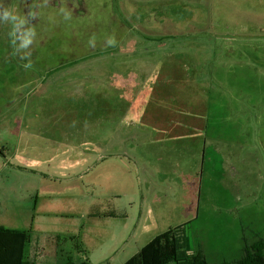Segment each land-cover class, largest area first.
Masks as SVG:
<instances>
[{
    "label": "rangeland",
    "instance_id": "374dc122",
    "mask_svg": "<svg viewBox=\"0 0 264 264\" xmlns=\"http://www.w3.org/2000/svg\"><path fill=\"white\" fill-rule=\"evenodd\" d=\"M0 5L37 15L28 69L14 55L11 24L0 22V227L32 230L21 229L29 209L53 194L52 213L36 214L43 237L89 224L69 209L114 202L126 213L99 225L102 240L74 253L76 264H125L144 228L175 229L187 253L216 264L264 242V0ZM36 87L48 92L41 106ZM59 118L67 135L49 128ZM188 124L210 126L204 145L169 140ZM211 233L242 244L213 249ZM52 243L34 251L67 264L66 244L56 260Z\"/></svg>",
    "mask_w": 264,
    "mask_h": 264
},
{
    "label": "crops",
    "instance_id": "0c3cea01",
    "mask_svg": "<svg viewBox=\"0 0 264 264\" xmlns=\"http://www.w3.org/2000/svg\"><path fill=\"white\" fill-rule=\"evenodd\" d=\"M37 84L39 85L40 82L37 81ZM41 85H42V83H41ZM42 90L43 89H41L40 87H36L35 89H31V93L35 91V93H33V94H37V97L39 98V100H38L39 106H41L43 104V102H45V100H43L42 97L44 95H48L47 90H44V92ZM66 102H68V100H66ZM65 105L66 104H64L63 107H65ZM60 121H61V118H59V123L51 125V126H49V128L54 127L52 130V132H54V133H59V134L64 133L65 135H67V130L69 129V126L61 124ZM46 127H48V126H46ZM56 127H59V128H56ZM67 127H68V129H67ZM111 127H108V129L110 130ZM176 127H177V131H174V132H176L177 135L174 138H170L169 140L175 141V143H177V144L189 142V144H193V145L194 144L204 145L205 136L207 138H209V136L205 135V134L210 133V131H211L210 126L206 125V124L205 125L203 124L202 126H198V127L196 125H189V124L188 125H178ZM171 128H169V130ZM19 130L20 129H16L15 133H19ZM33 130L36 131L35 129H33ZM167 132H168V129H167ZM196 141L198 143H196ZM208 141H209V139H208ZM208 141L206 143L207 146L210 143ZM2 143H4V142H2ZM218 143L220 145L218 152L221 154V150L224 149V146H223V143H221V141H219ZM42 145L43 144H41V143L38 144V146H40V147ZM221 145L223 148H221ZM30 147L34 148L33 146H30ZM201 155H202L201 161H203L202 166H204V169H205V167H206L205 162H204L205 161V152H203V150H202ZM223 165H224V163L222 164L221 159H220L219 166H218L219 170L221 169V167ZM56 197L57 196L53 195V194H51V195L48 194L46 196H40V198L38 197V200L36 201L35 204H33L32 208L29 209V212H28V214H31L30 215V223L28 224L27 227L21 228V229H32V231H33V240H32V245H31L32 247H31V251H30V256H31L32 262H34L35 264H37V262L39 263V261L43 262L42 264H52V262H48L49 259H48V257L45 256L46 251H45V254H43V256L37 255V253L34 251L35 246L43 247V249L46 250L45 248H46V245L49 241H51V243L53 242L52 244H54V246L57 249V250H55L56 251V253H55L56 254L55 255L56 260L59 257V253H60V248H57V246L60 247L62 244H66L67 247L63 250V252H65L66 256H68V259H67L68 263L67 264H70V263L76 264L73 260V254L74 253H77V252H80V254H82L81 252L85 253V252H87L86 250L89 249V245L90 246L96 245L97 242L102 240V238L100 237V234L98 232L99 225L105 224V223H110L111 221L123 220L126 217V213L122 209L115 207L114 202L111 204V206L104 208V209H103V207H100V205L94 206V207L91 206L90 210H87L85 213L84 212H77L75 210V208L73 210L69 209L70 211L67 213L68 215H70L72 218H74V214L75 215L80 214V217H77V215H76L75 218L84 219V220L88 219L89 224L86 226L83 223H80L79 225H76V226L75 225L70 226L69 227L70 229L68 231H66L65 233H60L57 236H52V237H46V236L43 237L42 236L43 232L41 231V229L43 228V226H45L44 221L40 220V219L37 220L36 214L37 215L39 214L41 216L43 215V217H46V213H48V212L52 213L51 209L54 208V205L52 204V200L55 199ZM60 198H66V195H61ZM60 210L63 211V209H60ZM222 221L230 222V220L228 218H220L218 220V222H222ZM154 224H157V221H155ZM38 231H39V234H38ZM163 232H165V231L157 230L155 228H150L148 230L146 228H144L143 233L138 238V242L140 245H138L136 252H139L140 248L147 245L151 240H153L154 237H156L157 235H159ZM212 237H214L213 233H211V235H210V243H209L210 247L213 249H216V248L219 249V248H224L227 246H232V245H237V244L241 245L242 244L241 236H239L237 234L235 236L233 235L232 238H230V239H234L233 241H218L217 242V241H213L211 239ZM114 238L115 237L109 238V239H114ZM225 238H227L226 232L224 235V239ZM37 249H39V248H37ZM190 249H192V248H190ZM201 251H204L206 253V251L204 249ZM207 258L210 261L209 256H207ZM86 260H87V262H89V264H93L89 258H87ZM83 262H86V261H83ZM210 263L216 264V263H212L211 261H210Z\"/></svg>",
    "mask_w": 264,
    "mask_h": 264
},
{
    "label": "trees",
    "instance_id": "16d2710c",
    "mask_svg": "<svg viewBox=\"0 0 264 264\" xmlns=\"http://www.w3.org/2000/svg\"><path fill=\"white\" fill-rule=\"evenodd\" d=\"M32 230L0 227V264H35L30 251ZM241 259L224 264H264V242L257 246H246ZM72 264V263H70ZM74 264V263H73ZM82 264H89L83 262ZM125 264H211L202 252L187 253L180 242L177 230L170 229L144 246Z\"/></svg>",
    "mask_w": 264,
    "mask_h": 264
},
{
    "label": "clouds",
    "instance_id": "9594fccd",
    "mask_svg": "<svg viewBox=\"0 0 264 264\" xmlns=\"http://www.w3.org/2000/svg\"><path fill=\"white\" fill-rule=\"evenodd\" d=\"M48 0H44L46 6ZM63 12L64 9L62 8ZM70 18V13L65 12V19ZM37 19L35 12L29 10L26 14L20 15L15 13L13 10H9L3 5H0V22L10 23L11 31L9 33L10 43L14 50V55L19 56L21 60H27L28 62L23 64L25 69L32 67L31 62V46L36 39V30L32 24V21ZM95 38L89 40V44L94 46ZM113 40L110 38L109 43Z\"/></svg>",
    "mask_w": 264,
    "mask_h": 264
}]
</instances>
